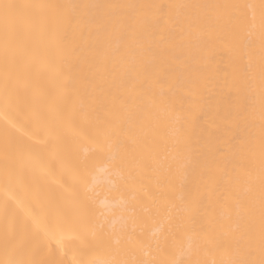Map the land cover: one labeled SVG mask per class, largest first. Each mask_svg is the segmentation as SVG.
Returning a JSON list of instances; mask_svg holds the SVG:
<instances>
[{
    "label": "bare ground",
    "instance_id": "6f19581e",
    "mask_svg": "<svg viewBox=\"0 0 264 264\" xmlns=\"http://www.w3.org/2000/svg\"><path fill=\"white\" fill-rule=\"evenodd\" d=\"M0 3V264L264 261V0Z\"/></svg>",
    "mask_w": 264,
    "mask_h": 264
},
{
    "label": "snow or ice",
    "instance_id": "6c2138e0",
    "mask_svg": "<svg viewBox=\"0 0 264 264\" xmlns=\"http://www.w3.org/2000/svg\"><path fill=\"white\" fill-rule=\"evenodd\" d=\"M19 7L22 6H18L10 3H0V12H2V20H3L6 37L14 27V11ZM23 7H28V6H23ZM48 7H57V6L53 5ZM261 264H264V261H261Z\"/></svg>",
    "mask_w": 264,
    "mask_h": 264
}]
</instances>
